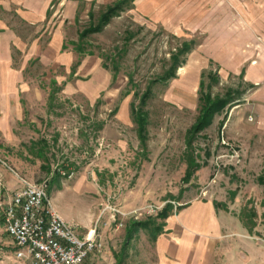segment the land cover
I'll use <instances>...</instances> for the list:
<instances>
[{
    "label": "rangeland",
    "instance_id": "1",
    "mask_svg": "<svg viewBox=\"0 0 264 264\" xmlns=\"http://www.w3.org/2000/svg\"><path fill=\"white\" fill-rule=\"evenodd\" d=\"M64 1L52 0L49 6L54 27L64 18L63 48L76 55L79 46L91 54L82 57L84 70L77 65L72 72L78 60L74 54L65 66L34 59L26 67L32 80L19 105L26 122L22 126H30L17 136L16 145L0 142V165L17 175V190L18 176L46 180L50 201L66 222L80 232L97 225L113 264H156L146 229H137L126 242L131 221L153 217L161 222L157 213L167 203L174 214L195 199L221 201L235 226L223 228L215 264L243 259L244 264H264V180H259L264 175V128L254 118L259 107L255 101L261 98L257 91L264 83L246 81L244 71L232 72L210 58L199 30L204 25L179 27L176 15L144 16L130 3L102 30L81 37L115 1L80 0L75 6L74 0L66 9ZM186 43L189 49L183 48ZM175 54V76L158 81ZM147 87L151 95L143 106L147 122L142 141L130 104L138 107ZM206 94L234 101L188 147L187 130ZM18 127L19 132L20 123ZM191 156L201 167L186 181ZM62 170L73 171L72 177L63 176ZM232 190H237L233 197ZM3 195L10 197L12 191L0 179V199ZM243 208L257 214L251 233L237 216Z\"/></svg>",
    "mask_w": 264,
    "mask_h": 264
},
{
    "label": "crops",
    "instance_id": "2",
    "mask_svg": "<svg viewBox=\"0 0 264 264\" xmlns=\"http://www.w3.org/2000/svg\"><path fill=\"white\" fill-rule=\"evenodd\" d=\"M79 1L75 6H78ZM51 2L52 0H0L2 143L16 145L20 141L17 136L25 134L30 126H22L26 122L22 120L23 110L19 105L21 94H24V89L29 87L32 80L25 74L26 67L34 59L44 65L57 62L65 66L70 63L72 54L75 55L70 48H63L66 39L64 18L57 20L58 24L54 27L55 17L49 9ZM64 2L66 9L72 7L74 0ZM263 2L264 0H131L130 3L131 7L144 16L166 18V13H170L172 17L176 15L178 19L174 21L179 27H185L187 23L191 26L204 25L199 30L203 29L205 34L203 47L212 52L210 58L232 72L244 71L246 81L264 83ZM179 3H182V7L178 10ZM249 5L251 9L246 8ZM70 16L73 19L71 13ZM75 56L78 57L77 54ZM85 62L81 58L78 64L81 70L87 67ZM257 92H260L261 98L255 101L256 104L259 103V107L254 111V118L260 124L259 127L264 128V84ZM19 123L22 132L17 131ZM15 175L6 165H0V179L12 194L19 184ZM54 192L55 195L58 194V191ZM10 197H1V214ZM185 204L163 220V232L151 241L156 264H215L217 257L221 255L223 228L231 230V226L235 225L227 218L226 211L215 209L213 201L195 199ZM100 237L104 244L103 251L88 264H113L105 248V237ZM12 252L13 242L6 233L0 216V264L10 263ZM243 261L245 260H239L238 264H244Z\"/></svg>",
    "mask_w": 264,
    "mask_h": 264
},
{
    "label": "built area",
    "instance_id": "3",
    "mask_svg": "<svg viewBox=\"0 0 264 264\" xmlns=\"http://www.w3.org/2000/svg\"><path fill=\"white\" fill-rule=\"evenodd\" d=\"M61 174L71 178L73 171ZM18 178L21 188L2 210L4 229L15 246L8 264H88L103 251L97 225L80 232L66 222L50 201L46 180Z\"/></svg>",
    "mask_w": 264,
    "mask_h": 264
},
{
    "label": "trees",
    "instance_id": "4",
    "mask_svg": "<svg viewBox=\"0 0 264 264\" xmlns=\"http://www.w3.org/2000/svg\"><path fill=\"white\" fill-rule=\"evenodd\" d=\"M131 0H117L112 5H109L107 9L100 15L98 19V23L94 25H90L89 27L85 28L81 33L80 36L84 37L86 34L92 32H98L102 30V28L110 21L111 17L118 15L120 11L124 10L125 7L130 4ZM89 16H93V11H89ZM184 49L190 48V43H186L183 47ZM78 54V60L72 68V72H74L75 67L80 63L81 58L86 54H91L85 52L81 47L75 46L74 49ZM176 54L173 55V60L175 62L171 66L170 70L166 72L163 76H161L158 81H165L173 76H175V69L176 66L179 64ZM117 69L114 68V75L116 74ZM54 84V81H53ZM52 90V89H51ZM58 90V89H57ZM53 91H51L50 96L53 95ZM151 95L150 87H147L145 92H143L140 96V104L138 107H135L133 103L130 104L131 113L133 116V120L137 123L139 135L141 134V140L144 141L145 135V124L147 122V115L146 111L143 110V106L146 103L147 99ZM52 97V96H51ZM202 106L200 113L195 119V122L190 126L187 130V144L188 147L191 146L192 139L204 128L209 126L212 122V119L216 113H220L224 110V108L230 104V102L234 101L233 99L227 98H210L208 94L202 95ZM52 99V98H51ZM44 141V140H43ZM32 144H34L32 142ZM201 167V164L196 162L195 159L191 156L188 159V165L185 171V180L188 181L190 177L194 174L196 170ZM260 181L264 180V175H261L259 178ZM237 190L230 191L231 197L236 194ZM214 207L217 209H224L228 211V205L221 201H213ZM181 205L180 207L185 206ZM173 209L172 203H167L158 213L157 217L161 220L167 218ZM178 209V208H177ZM180 209V208H179ZM256 212L251 208H243L241 209L240 213H238L239 220L241 221L243 227L247 229L249 233L252 232L253 228L256 226L255 216ZM164 221L158 222L153 217L148 218L147 220H133L130 223V226L127 230L126 242L128 239L131 238L132 233H134L137 229H146L149 234V238L151 241H154L156 237L163 232Z\"/></svg>",
    "mask_w": 264,
    "mask_h": 264
},
{
    "label": "bare ground",
    "instance_id": "5",
    "mask_svg": "<svg viewBox=\"0 0 264 264\" xmlns=\"http://www.w3.org/2000/svg\"><path fill=\"white\" fill-rule=\"evenodd\" d=\"M92 229V228H91Z\"/></svg>",
    "mask_w": 264,
    "mask_h": 264
}]
</instances>
